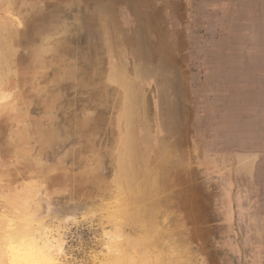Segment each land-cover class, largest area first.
<instances>
[{
  "label": "rangeland",
  "instance_id": "rangeland-1",
  "mask_svg": "<svg viewBox=\"0 0 264 264\" xmlns=\"http://www.w3.org/2000/svg\"><path fill=\"white\" fill-rule=\"evenodd\" d=\"M0 60L57 264H264V0H0Z\"/></svg>",
  "mask_w": 264,
  "mask_h": 264
},
{
  "label": "bare ground",
  "instance_id": "bare-ground-1",
  "mask_svg": "<svg viewBox=\"0 0 264 264\" xmlns=\"http://www.w3.org/2000/svg\"><path fill=\"white\" fill-rule=\"evenodd\" d=\"M125 83H126V81H125ZM1 96H3V95H1ZM6 98H4V99L6 100ZM12 100H14V99H12ZM10 102H11V100H10ZM19 137H21V136L19 135ZM23 139H25V138H23ZM27 180H29V179H27ZM32 182L34 183V181H32ZM26 184H27V182H26ZM24 185H25V183H24ZM21 188H22V186H21ZM33 188H34V186L31 187L29 182H28L25 191H23L22 193H19V194H15V195H13V194H11V195L9 194L8 196L6 195V198L3 197L5 200L0 201V264H57L53 258V255H52V252H51L49 245H47L44 241L39 239V237H37L34 234V231L31 227V225H32L31 224V216L33 213H30V211H28V209L30 208V204L28 203V200H30L31 198H33L34 195L37 194V193L35 194ZM7 190H10V189L7 188ZM37 190H38V188H37ZM19 192H21V191H19ZM39 192H41V191H39ZM39 192H38V194H39ZM10 197H12V198H10ZM14 199H16L15 203L12 202ZM36 201H38V199ZM33 203H35V201ZM125 214H126V217H128L129 219L133 218V214L131 212H128ZM141 219H142V217H141ZM145 220H146V218H145ZM140 221H142V220H140ZM143 222H145V221H143ZM149 222L150 221H148L147 223H149ZM151 223L154 224L153 221ZM34 224H38V223H34ZM11 226H13V228H11ZM154 228H155V226H154ZM143 236H145V235L143 234ZM153 237H154V235H153ZM157 238L159 239V237H157ZM156 245H157V243H156ZM115 249H117L119 252H121V254H124V255L116 258L115 260L110 261L108 264H128L130 259H128V261H127L124 258L126 256V253H125L126 248L124 247V249H120L118 246H115ZM148 256H149V254H148Z\"/></svg>",
  "mask_w": 264,
  "mask_h": 264
}]
</instances>
